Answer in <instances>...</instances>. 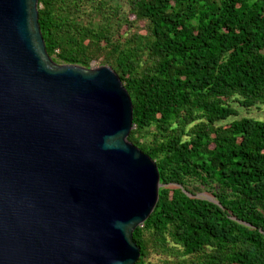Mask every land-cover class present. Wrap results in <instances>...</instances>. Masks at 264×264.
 I'll use <instances>...</instances> for the list:
<instances>
[{"label": "trees", "instance_id": "1", "mask_svg": "<svg viewBox=\"0 0 264 264\" xmlns=\"http://www.w3.org/2000/svg\"><path fill=\"white\" fill-rule=\"evenodd\" d=\"M122 1L38 0V22L53 60L100 58L130 94L160 179L135 264H264V117L228 120L264 105V0Z\"/></svg>", "mask_w": 264, "mask_h": 264}, {"label": "water", "instance_id": "2", "mask_svg": "<svg viewBox=\"0 0 264 264\" xmlns=\"http://www.w3.org/2000/svg\"><path fill=\"white\" fill-rule=\"evenodd\" d=\"M38 7L0 0V264H135L158 167L117 72L53 60Z\"/></svg>", "mask_w": 264, "mask_h": 264}, {"label": "rangeland", "instance_id": "3", "mask_svg": "<svg viewBox=\"0 0 264 264\" xmlns=\"http://www.w3.org/2000/svg\"><path fill=\"white\" fill-rule=\"evenodd\" d=\"M120 2L123 4L122 6V10L124 9L125 12L128 11V8L126 5H124L123 1L120 0ZM131 18V16H130ZM102 64L101 63V59H97V60H92L91 61V65L92 66H97V65H100ZM233 105L236 106L238 109H239V114L237 116H232L230 117L228 120H231L233 118H240L242 116H251V117H255V118H258V119H261L264 117V105H257V106H253L249 109H246V108H243V107H239L237 105V103L233 102ZM198 196L200 197H204V198H211V196L206 193L205 191H202L200 193H198Z\"/></svg>", "mask_w": 264, "mask_h": 264}]
</instances>
